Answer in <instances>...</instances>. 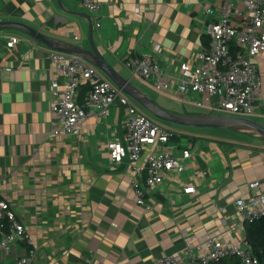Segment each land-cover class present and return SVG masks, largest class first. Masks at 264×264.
Instances as JSON below:
<instances>
[{"label": "crops", "instance_id": "obj_1", "mask_svg": "<svg viewBox=\"0 0 264 264\" xmlns=\"http://www.w3.org/2000/svg\"><path fill=\"white\" fill-rule=\"evenodd\" d=\"M98 1V10L90 12L79 0H0V21L25 23L83 49L90 50L92 40L125 77L127 57L152 53L159 44L154 54L173 90L161 93L139 78L131 81L146 95L192 105L175 97L176 76L182 63L196 65L218 0ZM207 5L210 14L203 12ZM10 36L20 41L8 48ZM50 49L24 32L0 29V197L31 237V264H151L182 249V229L234 237L243 222L233 202L254 179L264 191V140L230 129L221 135L171 129L174 135L161 150L179 157L184 170L147 189L153 210L144 212L129 187L133 169L125 159L110 160V145L123 141L122 107L110 106L106 118L88 117L75 135L48 137L52 114L46 89L51 79L65 85L50 67ZM257 62L264 67V53ZM253 117L264 125V109ZM185 149L190 157L184 159ZM191 187L194 192H184Z\"/></svg>", "mask_w": 264, "mask_h": 264}, {"label": "built area", "instance_id": "obj_2", "mask_svg": "<svg viewBox=\"0 0 264 264\" xmlns=\"http://www.w3.org/2000/svg\"><path fill=\"white\" fill-rule=\"evenodd\" d=\"M79 1L90 12H96L100 6L98 0ZM218 2L212 19L205 25L207 41L199 48L197 63L193 68L185 62L181 64L174 95L182 103L191 102L205 110L250 118L257 109H264V67L257 62L264 53V0ZM211 10L207 5L203 12L210 14ZM99 25L96 22V26ZM19 41L20 37L10 36L5 45L11 48ZM159 49L156 44L152 53L129 56L124 65L130 78L137 77L155 91L167 93L173 90L171 76L158 65L154 53ZM47 57L51 69L65 80L61 87L58 80L51 79L46 89L51 94L52 114L48 137L75 135L88 117L106 118L110 106L122 107L125 111L121 120L123 141L110 145V160L119 164L125 159L127 166L133 169L129 187L135 194V203L143 207L144 212L152 211L147 189L184 170L179 157L161 150L174 135L173 130L140 110L135 101L104 77L92 62L53 49ZM148 148L144 164L138 165L142 152ZM188 157L189 150H183L182 158ZM194 190L191 187L184 192ZM233 203L243 222L235 229L234 237L227 239L216 233L188 234L182 229L179 231L182 249L157 257L151 264H224V260L232 256L237 257L240 264H259L246 238L244 224L264 216V191L260 181H250L245 194ZM33 254L34 246L25 226L10 202L0 197V264L9 259L11 264H31Z\"/></svg>", "mask_w": 264, "mask_h": 264}, {"label": "water", "instance_id": "obj_3", "mask_svg": "<svg viewBox=\"0 0 264 264\" xmlns=\"http://www.w3.org/2000/svg\"><path fill=\"white\" fill-rule=\"evenodd\" d=\"M89 21V30L92 33V22ZM15 29L24 32L49 48L82 57L102 70L107 78L123 92L129 95L144 111L168 123L183 127H212L242 131L264 140V125L248 117H239L226 114L175 112L163 108L143 91H141L130 77H125L113 69L98 52L91 40V49L64 43L40 33L37 29L21 22L0 21V29Z\"/></svg>", "mask_w": 264, "mask_h": 264}, {"label": "rangeland", "instance_id": "obj_4", "mask_svg": "<svg viewBox=\"0 0 264 264\" xmlns=\"http://www.w3.org/2000/svg\"><path fill=\"white\" fill-rule=\"evenodd\" d=\"M131 80L134 83H136L137 77L131 78ZM147 94L151 99H153L155 102H157L160 106H162L165 109L171 110V111L174 110L176 112L177 111L188 112L190 114H199V113L225 114L223 111H220V110L209 111V110H205V109L196 107L193 104L192 105H190V104L182 105L175 100H169V99L163 98V97H166L164 94H159V93H154V92H148ZM143 112L145 114H147L151 119L160 122L161 124H163L164 126L170 128V129L174 128L176 130L177 129L184 130L185 132L186 131H194V132H200V133H213V134H218V135L224 134L227 131L226 129L212 128V127H183V126H178V125H174V124L168 123L166 121H163L160 118L154 117L144 110H143ZM250 118L254 119V117H250ZM231 135H233V134H231ZM2 264H4V263H2ZM6 264H9V261H7Z\"/></svg>", "mask_w": 264, "mask_h": 264}, {"label": "trees", "instance_id": "obj_5", "mask_svg": "<svg viewBox=\"0 0 264 264\" xmlns=\"http://www.w3.org/2000/svg\"><path fill=\"white\" fill-rule=\"evenodd\" d=\"M84 90L85 88L81 89L80 93L82 94ZM244 228L246 238L252 246L254 255L258 258L259 264H264V216L254 221L246 222ZM224 264H240V260L232 256L226 258Z\"/></svg>", "mask_w": 264, "mask_h": 264}]
</instances>
